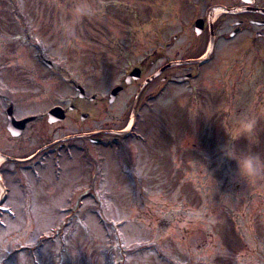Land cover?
Segmentation results:
<instances>
[{
  "label": "rangeland",
  "instance_id": "obj_1",
  "mask_svg": "<svg viewBox=\"0 0 264 264\" xmlns=\"http://www.w3.org/2000/svg\"><path fill=\"white\" fill-rule=\"evenodd\" d=\"M147 1L0 0V104L15 96L28 114L68 107L80 83L96 95L79 100L95 117L69 115L60 129L46 121L45 141L121 137L139 84L113 103L111 89L165 43L182 53L196 42L192 4L207 2L154 0L150 11ZM237 41L220 35L214 58L187 82L148 84L119 143L76 137L58 157L41 155L36 167L48 177L30 184L25 206L0 211V264H264V175L247 181L228 155L264 158V60H234ZM241 116L255 118L251 133L237 134Z\"/></svg>",
  "mask_w": 264,
  "mask_h": 264
},
{
  "label": "flooded vegetation",
  "instance_id": "obj_2",
  "mask_svg": "<svg viewBox=\"0 0 264 264\" xmlns=\"http://www.w3.org/2000/svg\"><path fill=\"white\" fill-rule=\"evenodd\" d=\"M154 0H148L150 4L149 10L155 7ZM165 1L162 0L161 3ZM177 1V0H176ZM185 2V0H179V2ZM192 0H186L191 2ZM202 1V0H201ZM169 0H166L168 4ZM155 4H159L155 2ZM192 4V3H191ZM192 5L196 8V18H204L205 22L202 25L200 32L195 29V24L191 25L194 28V34L196 35V42H188L184 52L180 50H173L174 42H168L163 45L161 49H158L152 53V60L149 66H146L145 61H141L138 65L142 69V73L146 75L147 71L156 65V68L150 75L157 71L164 69L163 72L155 79H160L162 82L169 81L173 76L191 75L194 77L196 67L198 63L192 61L203 58L207 53L209 54V61L215 56L218 40L220 35L228 33L232 39L237 38V43L234 47V54L232 58L235 60L239 57V52L243 54V57L252 55L257 61L263 63L264 60V0H207L205 5ZM184 6V5H182ZM163 11L167 8L162 6ZM198 11H205L203 15ZM214 15L213 29L210 24V16ZM226 20H231L229 29L224 31L223 27ZM223 31V32H222ZM175 40L178 39L177 35H174ZM190 38H192L190 36ZM38 42L37 40H35ZM190 41V40H188ZM213 41V47H211ZM35 42V43H36ZM158 63H162L158 67ZM173 64L166 68L167 65ZM193 77H190L186 81H189ZM134 81L132 82V84ZM138 81H136V84ZM122 84V83H121ZM141 83H139L140 87ZM125 88V86H124ZM251 86L248 91H251ZM25 97L27 94H24ZM140 97V96H139ZM81 97L74 96L71 99V104L66 109V118L71 115L75 121L81 120L83 113H88L89 116L84 122L94 118L92 111L84 109L78 99ZM81 98V99H85ZM139 100V99H138ZM19 101L17 99L9 97L3 99V103L0 104V208L1 207H16L13 202L22 200L21 207L25 206L27 201H24L25 194L29 193L30 184L33 185L35 181H44L47 175L36 166L39 164V158L41 155L47 156V153L52 155H58L59 149H65L67 143L79 135H69L66 138H55L45 141L43 131L46 121H48L49 110L59 104L54 103L47 109H39L34 113L28 114L26 111L21 110L19 107ZM33 116L34 119L27 122L24 129L19 135H15L9 128L12 119L20 121L28 117ZM49 126H54L55 129H60V122L47 123ZM21 126V125H19ZM43 127V128H42ZM100 134H110L112 130H101ZM97 133V132H95ZM82 138H87L91 142H101L102 138L98 135H93L89 132H84ZM29 142L34 144L33 150H29ZM29 144V145H28ZM45 153V151H47ZM57 164V162H55ZM58 166V165H57ZM59 176L58 171L54 175ZM36 178V179H35ZM17 187L19 193L14 194L13 188Z\"/></svg>",
  "mask_w": 264,
  "mask_h": 264
},
{
  "label": "clouds",
  "instance_id": "obj_3",
  "mask_svg": "<svg viewBox=\"0 0 264 264\" xmlns=\"http://www.w3.org/2000/svg\"><path fill=\"white\" fill-rule=\"evenodd\" d=\"M255 125V118L241 116L237 134L251 133ZM228 155L235 159L238 174L249 182H254L257 177L264 175V158L257 153L241 152L239 154L229 151Z\"/></svg>",
  "mask_w": 264,
  "mask_h": 264
},
{
  "label": "water",
  "instance_id": "obj_4",
  "mask_svg": "<svg viewBox=\"0 0 264 264\" xmlns=\"http://www.w3.org/2000/svg\"><path fill=\"white\" fill-rule=\"evenodd\" d=\"M201 23H202V20H198V21L196 22L197 27H198ZM140 75H141V70H140L139 68H134V69L128 74V76L126 77V81H127V82H131L132 79H137V78L140 77ZM182 78H183V77H182ZM182 78H180V79H182ZM150 80H151V79H148V80L145 82V84H147L148 82H150ZM78 88H80V90H81V95H84V90H83V88L80 87V86H78ZM122 89H123L122 86H117V87H115V88L112 90V92H111V99H110V101H114L115 98H116V96H117V94H118ZM49 115H50V121H51V122H53V121H55V120H58V119H63V118L65 117V115H64V110H63L62 108H60V107H54V108L49 112ZM83 118H85V116H83ZM31 119H32V118L25 119V120H23V122H20V123L24 124L25 122H27V121H29V120H31ZM17 125H18V122H15V123L13 122V123L10 124V128L13 129V128H15ZM22 128H23V125L20 127V129H22ZM18 132H20V131H18Z\"/></svg>",
  "mask_w": 264,
  "mask_h": 264
}]
</instances>
